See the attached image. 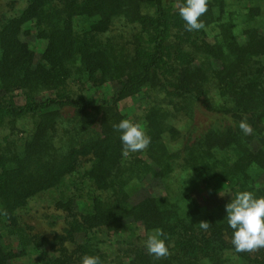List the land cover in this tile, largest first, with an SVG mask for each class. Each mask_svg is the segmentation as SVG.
<instances>
[{"label":"trees","instance_id":"obj_1","mask_svg":"<svg viewBox=\"0 0 264 264\" xmlns=\"http://www.w3.org/2000/svg\"><path fill=\"white\" fill-rule=\"evenodd\" d=\"M0 125V264H264V0H24L0 15ZM47 190L64 224L32 231Z\"/></svg>","mask_w":264,"mask_h":264},{"label":"rangeland","instance_id":"obj_2","mask_svg":"<svg viewBox=\"0 0 264 264\" xmlns=\"http://www.w3.org/2000/svg\"><path fill=\"white\" fill-rule=\"evenodd\" d=\"M24 0H1L0 1V15L9 14L13 12L14 9H18L23 6ZM119 29V21H116L111 33H117ZM126 31V30H125ZM32 45L36 48L42 47L44 41L37 40L36 38L31 41ZM139 107L137 112H134L135 122L138 123L141 128V115L138 117L141 112V106L135 104L133 99L126 98L120 102V108L128 117L133 109V107ZM141 114V113H140ZM29 118L26 119H18L17 125L23 127H29ZM9 127V124H8ZM9 129L6 125H0V137L2 132H8ZM141 142V137H138V140L132 147V150ZM260 184H264V181L259 182ZM149 189L155 194H160L162 192L161 185L157 183H153ZM139 189L136 191V194L141 192ZM202 200L205 197L206 193L200 192ZM135 194V195H136ZM58 193L56 190H47L44 192H40L35 195L28 203L27 208L23 210L21 213L23 215V220L33 225L32 231H40L43 233H50L53 230L59 229L64 224L65 214L61 209H58L54 206L55 198ZM219 196L221 199L224 197V191H219ZM129 235L125 239L127 241L128 246L133 247L135 244L145 245L148 249H153L158 245V239L153 231L146 232L139 226H133L129 230L126 231ZM123 235H114V236H102L104 239L103 242V250H105L107 255L112 256L114 253L116 254L118 247L122 244L121 239Z\"/></svg>","mask_w":264,"mask_h":264}]
</instances>
